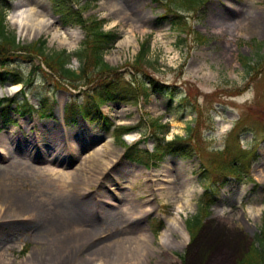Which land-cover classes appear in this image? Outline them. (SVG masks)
I'll return each instance as SVG.
<instances>
[{
    "label": "rangeland",
    "instance_id": "1",
    "mask_svg": "<svg viewBox=\"0 0 264 264\" xmlns=\"http://www.w3.org/2000/svg\"><path fill=\"white\" fill-rule=\"evenodd\" d=\"M15 1L7 12L6 26L18 41L28 43L43 37L47 51L72 52L80 46L82 29L63 26L50 0L23 1L50 21L57 36L52 30L35 34L26 30L28 25L21 30L12 16ZM93 1L85 15L105 19L104 29L119 34L105 51L104 60L127 70V62L134 60L139 45L147 39L148 56L156 61L149 71L173 91L172 95L153 93L145 102L104 105L108 120L135 125L140 119L159 118L169 123L166 138L170 139L186 136L188 123L193 124L201 111L199 130L203 133L197 130L196 138L201 141L203 136L207 147L217 149L226 145L228 132L238 119L247 118L238 129L246 128L240 134L243 147L257 146L260 157L252 167L257 184L226 183L190 237L185 221L198 211L203 192L201 159L167 155L152 168L125 159V149L102 122L86 121L80 115L76 121L66 119L64 108L75 91L54 89L42 73L32 72L30 62L16 60L7 69L26 79L29 104L39 108V99L46 96L52 112L42 118L36 112L21 116L10 111L14 123L0 124V264H235L260 232L264 209V139L262 133L250 131L256 122L264 123V70L253 75L251 83L240 63L241 58L255 57L264 50V0H206L198 11L183 12L188 26L207 36L204 44H193L191 36L181 40L185 35L171 18L161 19L165 2ZM125 37L132 39L126 44ZM68 66L78 70L79 62L72 59ZM11 79L9 75L0 85L2 104L7 98L23 99L18 93L21 84L11 90L15 86ZM240 86L243 90L236 95L239 92L233 90ZM129 135L130 140L123 136L128 145L153 150L152 141L142 133ZM257 174L262 175L261 180ZM183 176L191 183L187 203L182 196L172 198L164 192L169 183L163 180L178 182ZM241 188L244 196L239 203L236 195ZM17 197L26 205H14ZM83 198L90 201L85 208L77 203ZM59 201L74 213L64 207L59 210ZM177 204H182L179 216L186 240L171 229L168 241L162 244L165 218L174 215ZM56 206L51 220L46 210L54 211ZM146 234L151 238L149 245ZM6 257L9 262L2 263Z\"/></svg>",
    "mask_w": 264,
    "mask_h": 264
},
{
    "label": "trees",
    "instance_id": "2",
    "mask_svg": "<svg viewBox=\"0 0 264 264\" xmlns=\"http://www.w3.org/2000/svg\"><path fill=\"white\" fill-rule=\"evenodd\" d=\"M10 0H0V82H4L11 74L13 79L11 83L23 82L18 73L10 72L7 69L8 62L13 60H24L31 62L32 66L35 60L40 61L51 73L46 72L39 64L34 68L40 71L46 78L50 79L55 88H62L63 83L68 84L74 89H79L78 96L82 97L81 102L72 101L66 106V113H81L86 117H99L106 119L102 115L99 107L105 101L127 102L136 98L138 95L147 97L150 91L163 92L166 87L159 83L158 80L149 76L148 68L152 62L147 58L149 45L141 44L133 63H128L136 73H142L139 79L130 80L119 71V68L112 67L104 61L103 54L110 48L117 39V33L110 30H103V19L95 16L84 17L83 13L90 5L87 1L84 5L74 8L73 3L79 4L80 0H51L55 14L59 16L62 25H80L85 31V37L80 46L73 52H67L65 49L60 51H47L45 39L39 38L30 43H20L16 40L14 32L8 31L5 21V13L9 8ZM159 1V0H158ZM204 0H166V9L172 12L174 22L182 33H186V20L179 11L197 10L198 6ZM199 42H204L203 36L197 35ZM195 38V40H196ZM185 40V38H183ZM75 58L79 62L78 70L68 67L71 59ZM246 75L253 80L259 72L264 70V52L257 53L255 57H243L240 59ZM24 83V82H23ZM25 92L22 91V94ZM10 101H12L10 99ZM26 103V102H25ZM46 100L41 101V115L46 110ZM10 104L2 108L1 119L4 124L12 120L9 115ZM21 109V105L18 106ZM24 112V110H21ZM242 119L237 126L242 124ZM107 122V121H106ZM111 123H107L109 126ZM151 137L155 138V152L152 157L161 159L166 153L190 156L195 151L200 153L205 159L206 168L209 177L214 186L225 184L231 177L237 181L249 180L251 164L258 158L255 148L242 149L238 142L237 146H226L224 149L206 150L200 145H196L194 138L191 136L195 132L193 127L188 126V138L176 136L172 141H164V133L167 131V125L157 122L151 124ZM132 127L120 126L114 132V138L117 143L124 145L121 135L129 131ZM196 134V132H195ZM126 157L133 160L144 161L142 153L136 151H127ZM212 187V185H210ZM206 187L205 198L202 199L204 204L208 195ZM211 200L208 198L206 206L201 207L200 211L192 218L186 221L188 231L194 232L201 224L202 218L208 214L206 208ZM236 264H264V211L262 215V225L260 232L255 236L248 251L237 260Z\"/></svg>",
    "mask_w": 264,
    "mask_h": 264
},
{
    "label": "bare ground",
    "instance_id": "3",
    "mask_svg": "<svg viewBox=\"0 0 264 264\" xmlns=\"http://www.w3.org/2000/svg\"><path fill=\"white\" fill-rule=\"evenodd\" d=\"M13 18L14 21L16 23V25L22 30L23 28L25 29V26L28 25V28H26V30L29 31H33V33L38 34L41 31H51L52 29L50 28V21L45 18L43 16V14L36 10L32 5L28 4V2H24L23 0H16L14 2V7H13ZM53 35L57 36L59 33L56 29H53ZM131 38V37H130ZM130 38L125 37L124 38V42L127 44L130 41ZM132 39V38H131ZM133 41V40H132ZM17 85L13 86L11 90L16 91L17 90ZM132 136L130 135H126V139H131ZM107 148V145L104 147ZM95 153H98L95 151ZM89 158L91 159L92 156L89 155ZM183 166V163H179V167ZM93 171V170H92ZM257 179L261 180L262 179V175L257 174L255 176ZM166 181L167 183H169V186L166 187V189H164V192L166 194L171 195L172 198H175L176 196H182V202L187 203L189 200V189H190V182H189V178H187L186 176H183V178H181L178 182H175L174 180L170 182V179L167 180H163V182ZM177 184V186L175 187V185ZM175 189V190H174ZM178 194H175V193ZM244 196V189L241 188L239 189V191L237 192V199L238 202L241 201L242 197ZM82 202H77L79 204V206L81 208H85L87 207V203H90L89 199L87 198H83ZM57 203V202H56ZM59 203L61 204L59 210L62 211V208L64 207L65 210H67L68 212H70L71 214L74 213L73 210L70 209V207H68L66 204H62L61 201H59ZM24 203V201H22L19 197H17L14 201V205H17L19 207H21ZM26 205V204H25ZM177 209L176 211L173 213V216H166V227L165 229H163L161 235H160V242L166 243L169 239V233L168 231L173 229L175 231H177L179 233V235L181 236V238H184V242H185V238L187 237V232L184 228V225L182 223V221L180 220V216H179V212L182 209V204H177ZM56 208L55 210H51V209H47V213L50 217V219H55V215L56 214ZM144 238H146V245H149L150 243V236L146 234V236H144ZM202 240V239H201ZM141 242V241H140ZM140 244L137 243V246H139ZM201 245V241L197 244V248L200 247ZM104 246H101L100 249H103ZM62 255V253H61ZM66 258V257H65ZM2 263H8L10 258L6 257V260H4V258L1 259ZM21 264H28V262H21Z\"/></svg>",
    "mask_w": 264,
    "mask_h": 264
}]
</instances>
